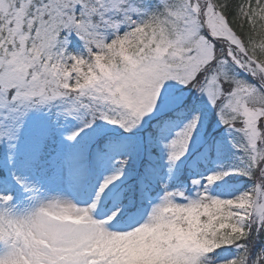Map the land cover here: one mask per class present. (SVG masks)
Masks as SVG:
<instances>
[{
	"label": "rangeland",
	"instance_id": "374dc122",
	"mask_svg": "<svg viewBox=\"0 0 264 264\" xmlns=\"http://www.w3.org/2000/svg\"><path fill=\"white\" fill-rule=\"evenodd\" d=\"M180 1V26L172 39L145 53L121 55L120 65L101 71L89 91L112 104L130 132L187 99H197L202 105L199 115H191L186 122L165 121L154 137L163 147L166 179L175 167L183 166L195 145L227 123L246 139L251 163L257 166L255 182L245 190L225 193L221 177L233 168H222L216 161L204 172V179L191 181L190 188L186 184L176 191L167 187L153 198L139 181L142 195L122 201L119 189L129 179L128 159L95 153L91 180L88 148L102 131L87 124L82 113V121L76 119L73 106L62 131L61 164L47 175L43 163L35 175L28 165L41 151L42 136L52 124L51 106L61 92L27 55L28 34L23 25L33 23L32 17L25 16L29 0L18 6L0 0V15L15 45L11 51L0 50V169L5 173L0 176V234L8 236L6 244L0 238V264H140L145 253L150 260L144 257V264H199L205 262V254L194 243L192 231L186 227L183 231L184 224L178 227L183 234L177 233L166 249L156 240L165 235L167 226L171 235L178 230L173 225L180 213L195 218L212 212L223 218L222 225L232 233L253 225L264 227V70L243 59L239 40L209 0ZM120 2L101 0L100 6L110 16ZM69 32L75 34L70 28ZM203 32L218 40L227 61L255 83L227 85L224 63L214 62L218 50ZM136 140L142 152L153 141L148 135ZM114 173L121 179L112 193L108 188ZM158 179L164 186L165 180ZM142 197L149 200L144 209L139 206ZM128 206L133 209L127 211ZM123 211L126 214L118 220Z\"/></svg>",
	"mask_w": 264,
	"mask_h": 264
},
{
	"label": "trees",
	"instance_id": "16d2710c",
	"mask_svg": "<svg viewBox=\"0 0 264 264\" xmlns=\"http://www.w3.org/2000/svg\"><path fill=\"white\" fill-rule=\"evenodd\" d=\"M24 1L27 0H8L14 6ZM48 1L29 0L25 9V16L33 18V23L25 21L23 25L28 34L26 52L34 60L35 68L46 71L50 79L54 80L61 96L51 106L53 119L50 131L42 136L41 151L36 159L32 158L30 165L35 169L36 175L40 174L43 163L48 167V171H45L47 175L52 173L51 170H57L63 159L59 155L62 131L69 123L70 108L73 106L72 112H76V119L82 118V113L87 124L102 131L89 144L90 164L95 153L123 156L128 159V170L131 173L129 181L124 185V197L136 196L139 181H144L146 190L156 193L161 189L157 176L160 174L164 177L165 168L163 147H159L154 141L157 130L165 120H182L190 112L195 113L198 105L192 100L184 101L163 116L151 119L143 128L130 132L125 125V118L116 112L114 106L92 95L89 88L97 81L101 71L113 70L120 65L121 55L145 53L172 39L180 26L177 11L182 7L181 1L121 0L110 16L100 6L101 0H56L52 4ZM209 1L224 17L246 57L264 70V0ZM69 28L75 34H70ZM203 34L214 49L218 50L214 62L224 63L223 74L227 85H250L255 82L231 61H227L226 51L218 40L208 33ZM103 39L105 40L101 43ZM14 47L7 25L0 15V50L6 48L11 51ZM105 119L108 121L107 128L101 127L102 120ZM217 131L218 133L206 137L192 150L182 167H175L168 179L165 178L170 189L176 190L184 184L189 186L192 180L213 168L216 161L219 165L233 168L232 173L221 177L225 182L221 185L226 189L225 193L245 190L255 182L257 166L251 163L244 135L237 129L232 130L229 124H223ZM146 135L153 141L145 145L142 152L136 138ZM112 144L116 146L110 151ZM122 148L124 150L120 151ZM153 155L156 156L154 159ZM0 175H4L1 169ZM195 218L180 213L179 222L173 225L178 230L171 235L170 227L165 228V235L159 236L161 239L156 238L159 246L165 249L169 247L176 239V234H183L186 227L188 231H192L191 236L196 246L205 254V262L199 264H264L263 228L253 225L241 233H232L222 225L223 218L212 212L200 213ZM181 224H184L182 232L178 228ZM0 235L3 244H6L5 234ZM227 251L228 254L225 255ZM230 254L235 255L233 259L228 258ZM144 257L148 259L150 256L145 253L140 264ZM217 258L224 260L219 262L216 261Z\"/></svg>",
	"mask_w": 264,
	"mask_h": 264
},
{
	"label": "bare ground",
	"instance_id": "6f19581e",
	"mask_svg": "<svg viewBox=\"0 0 264 264\" xmlns=\"http://www.w3.org/2000/svg\"><path fill=\"white\" fill-rule=\"evenodd\" d=\"M120 179H121V176L119 174H117V173H114L113 174V177L111 178L112 184H111V186L109 185V188L108 189L113 190L115 188V186L120 182ZM114 191L115 190H113L112 193H114Z\"/></svg>",
	"mask_w": 264,
	"mask_h": 264
}]
</instances>
